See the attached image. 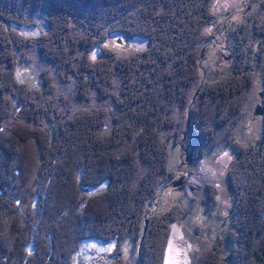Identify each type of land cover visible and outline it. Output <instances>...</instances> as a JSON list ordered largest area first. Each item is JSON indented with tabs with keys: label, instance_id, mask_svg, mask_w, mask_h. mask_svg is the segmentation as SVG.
<instances>
[{
	"label": "trees",
	"instance_id": "trees-1",
	"mask_svg": "<svg viewBox=\"0 0 264 264\" xmlns=\"http://www.w3.org/2000/svg\"><path fill=\"white\" fill-rule=\"evenodd\" d=\"M214 1L0 0V264H73L90 239L141 241L137 264H164L181 210L151 204L173 177L171 147L186 141L197 159L238 147L235 218L193 264H224L227 244L233 264H264V128L249 146L234 137L254 84L264 88V16L234 30L233 74L205 80ZM36 17L47 30L22 35ZM114 33L147 46L120 56L105 45ZM34 53L40 81L21 82ZM204 188L214 201L217 188Z\"/></svg>",
	"mask_w": 264,
	"mask_h": 264
},
{
	"label": "rangeland",
	"instance_id": "rangeland-1",
	"mask_svg": "<svg viewBox=\"0 0 264 264\" xmlns=\"http://www.w3.org/2000/svg\"><path fill=\"white\" fill-rule=\"evenodd\" d=\"M212 13L214 19L206 26L209 39L202 48L200 62L201 69L205 72V80L229 78L228 76L233 74L235 69L231 64L237 59V50L233 43L234 30L256 13L264 16V0H215L212 2ZM35 19L37 26L20 28L22 35L36 37L47 30V23L42 17ZM105 45L120 56H129L144 50L147 43L125 34L114 33ZM224 49H228L229 53L225 54ZM93 58H101L98 49L94 51ZM43 66L44 63L34 53L30 55V61L23 62L19 66L17 77L21 82L39 83ZM260 84H254L245 116L237 125L236 131L234 130L236 142L241 146H249L257 142L263 132L264 115L255 114L261 102L264 106V88ZM201 89H198L196 96ZM188 121L189 130L190 118ZM203 131L204 129L200 134H203ZM184 146L173 144L171 147L168 169L173 172V177L164 185L161 196L155 200V206H152L154 200L151 204L152 209L158 206L155 211L158 214L175 206L180 207L181 210L178 221L171 226L164 264H193L199 254L211 248L227 234L228 227L236 215L228 171L237 157L238 147L233 144L220 146L204 158L197 159L194 155L190 157L189 142L186 141ZM187 159H191L190 163H187ZM180 174L186 176L183 178L184 188L173 190V184L177 182L175 179ZM206 185H214L217 188L218 194L214 201L208 199L210 195L208 196L207 189L204 188ZM102 190L104 188H99L95 192ZM148 224L149 221L146 220L144 236ZM141 243L140 241L135 247L130 241L120 245L116 241L101 242L90 239L82 244L74 257L73 264H113L119 259L137 264L140 260ZM230 252L231 246L227 244V252L223 255L224 264H233Z\"/></svg>",
	"mask_w": 264,
	"mask_h": 264
},
{
	"label": "water",
	"instance_id": "water-1",
	"mask_svg": "<svg viewBox=\"0 0 264 264\" xmlns=\"http://www.w3.org/2000/svg\"><path fill=\"white\" fill-rule=\"evenodd\" d=\"M223 52L225 54H228L229 53V50L228 49H224ZM262 95L261 94V98H262ZM263 103L261 102V104L258 106L257 110H256V116H263L264 115V106L262 105ZM193 155V149H191V153H190V157ZM191 159H187V163H190ZM174 188H177L178 190H182L184 188L183 186V178L180 179L179 181V184L176 185V183L173 185ZM146 226H147V223H146Z\"/></svg>",
	"mask_w": 264,
	"mask_h": 264
},
{
	"label": "flooded vegetation",
	"instance_id": "flooded-vegetation-1",
	"mask_svg": "<svg viewBox=\"0 0 264 264\" xmlns=\"http://www.w3.org/2000/svg\"><path fill=\"white\" fill-rule=\"evenodd\" d=\"M180 179H181V178H179V179L177 180L176 185L179 184ZM174 184H175V183H174ZM174 184H173V185H174ZM183 186H184V185H183ZM173 190H178V189H177V188H173Z\"/></svg>",
	"mask_w": 264,
	"mask_h": 264
}]
</instances>
